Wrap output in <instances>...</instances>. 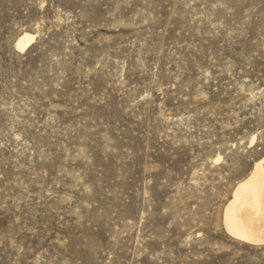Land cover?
I'll return each instance as SVG.
<instances>
[{
  "label": "rangeland",
  "instance_id": "374dc122",
  "mask_svg": "<svg viewBox=\"0 0 264 264\" xmlns=\"http://www.w3.org/2000/svg\"><path fill=\"white\" fill-rule=\"evenodd\" d=\"M263 157L264 0H0V264H264Z\"/></svg>",
  "mask_w": 264,
  "mask_h": 264
},
{
  "label": "bare ground",
  "instance_id": "6f19581e",
  "mask_svg": "<svg viewBox=\"0 0 264 264\" xmlns=\"http://www.w3.org/2000/svg\"><path fill=\"white\" fill-rule=\"evenodd\" d=\"M34 35L22 33L15 48L23 51ZM264 157L255 162L250 174L232 192L224 210L223 224L228 234L252 244L264 243Z\"/></svg>",
  "mask_w": 264,
  "mask_h": 264
}]
</instances>
